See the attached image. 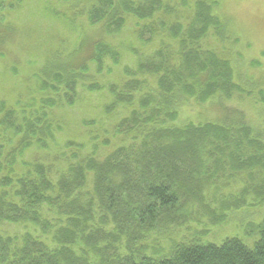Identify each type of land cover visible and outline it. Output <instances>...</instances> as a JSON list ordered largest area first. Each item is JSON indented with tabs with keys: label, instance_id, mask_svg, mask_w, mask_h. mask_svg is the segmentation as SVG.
<instances>
[{
	"label": "trees",
	"instance_id": "1",
	"mask_svg": "<svg viewBox=\"0 0 264 264\" xmlns=\"http://www.w3.org/2000/svg\"><path fill=\"white\" fill-rule=\"evenodd\" d=\"M79 3L80 15L105 35L120 34L134 16L139 32L151 37L132 49L136 64L126 78L107 87L92 82L91 71L110 74L121 52L102 35L94 43L82 38L67 57H47L37 73V106L49 118L46 109L75 106L82 90L108 93L107 117L124 112L112 127L118 142L100 155L90 153L86 142L66 141L63 153L25 161L31 146L55 140L53 130L32 112L0 102V264H264V223L251 246L236 237L201 243L204 235L194 232L171 244L167 256L154 258L146 255L152 246L142 242L158 227L176 223H164L165 211L178 218L183 201L226 180L245 184L241 204L247 198L264 202V178L254 184L264 174L261 130L247 123L175 126L180 104L203 106L243 94L231 60L203 46L211 35L219 42L230 36L217 1L198 0L187 21L161 20L158 27L155 20L176 11L164 0ZM7 29L0 24L1 45ZM13 227L21 231L7 229Z\"/></svg>",
	"mask_w": 264,
	"mask_h": 264
},
{
	"label": "rangeland",
	"instance_id": "2",
	"mask_svg": "<svg viewBox=\"0 0 264 264\" xmlns=\"http://www.w3.org/2000/svg\"><path fill=\"white\" fill-rule=\"evenodd\" d=\"M80 1L0 0V24L9 25L2 35L4 44L0 43V102L7 103L8 107L13 106L18 113L22 109L32 112L28 115L40 121L42 126L45 125V129L51 128L55 136V140L49 139L46 145L39 148L36 144L31 146L24 156L25 161L63 153L66 141L78 144L86 142L87 150L97 155L112 149L118 142L112 127L118 125L125 114L121 112L113 117L106 116L104 107L106 100L110 101L107 92L90 93L82 90L75 106L46 109L52 120L48 114L41 113L37 106L40 99L37 73L47 57L55 53L66 57L71 55L82 38H88L92 43L104 39L117 44L121 54L117 65L109 61L111 73L105 72L101 76L91 71V81L107 87L126 78V69L136 64L133 54L136 50L132 49L141 48L151 37L146 32H139L140 27L134 16H128V22L120 34L105 35L99 28L90 27L87 18L80 15L84 11ZM164 1L176 10L175 15L155 20V27L159 26L161 20L172 21L173 24L187 21L190 8L198 0ZM216 1V11L227 24L230 36H227L226 42H219L211 35L204 40L203 46L231 60L236 72L234 80L240 85L243 94H236L231 99L215 98L203 106L196 103L180 104L175 126L193 121L226 124L236 128L247 123L257 133L261 130V139L264 141V0ZM159 38L165 39L166 36ZM18 99L22 102L16 101ZM94 144L100 151L95 149ZM258 178H262V181L264 174H259L254 184ZM244 187L242 180H226L219 189L217 186L215 189L207 187L202 190L204 195L183 201L178 218H172L171 212L165 211L162 215L164 223H176L163 225L149 233L146 237L148 240L142 241L152 246L146 255L154 258L167 256L171 244L186 241L194 232L204 235L200 238L201 243L219 245L226 238L236 237L249 246L253 245L259 237V227L264 223V202L256 204L247 198L248 203L241 204ZM7 229L12 233L21 231L16 227ZM120 247L124 248L123 245Z\"/></svg>",
	"mask_w": 264,
	"mask_h": 264
},
{
	"label": "bare ground",
	"instance_id": "3",
	"mask_svg": "<svg viewBox=\"0 0 264 264\" xmlns=\"http://www.w3.org/2000/svg\"><path fill=\"white\" fill-rule=\"evenodd\" d=\"M192 234H193V233H192ZM186 237H187V236H186ZM241 237H242V236H241ZM212 238H213V237H212ZM212 238H211V239H212ZM242 238H243V237H242Z\"/></svg>",
	"mask_w": 264,
	"mask_h": 264
}]
</instances>
